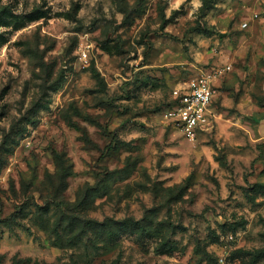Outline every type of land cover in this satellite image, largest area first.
I'll return each mask as SVG.
<instances>
[{
    "label": "rangeland",
    "instance_id": "374dc122",
    "mask_svg": "<svg viewBox=\"0 0 264 264\" xmlns=\"http://www.w3.org/2000/svg\"><path fill=\"white\" fill-rule=\"evenodd\" d=\"M201 5L0 0V264H264V0Z\"/></svg>",
    "mask_w": 264,
    "mask_h": 264
},
{
    "label": "built area",
    "instance_id": "2783aa9c",
    "mask_svg": "<svg viewBox=\"0 0 264 264\" xmlns=\"http://www.w3.org/2000/svg\"><path fill=\"white\" fill-rule=\"evenodd\" d=\"M215 70L193 78L184 89L174 90V98L165 113L167 121L182 136L195 140L211 123L218 78Z\"/></svg>",
    "mask_w": 264,
    "mask_h": 264
},
{
    "label": "trees",
    "instance_id": "16d2710c",
    "mask_svg": "<svg viewBox=\"0 0 264 264\" xmlns=\"http://www.w3.org/2000/svg\"><path fill=\"white\" fill-rule=\"evenodd\" d=\"M218 1L219 0H202V5L199 8V13H198L199 19H198V24L195 29L206 36H213L214 29L207 26V24L205 22H202V20L206 17L207 13L214 8V6L216 5ZM16 145H18V143H17V140L15 139L11 142V145L9 144L8 146L9 148L5 150H0V170L3 168L5 164L3 154L4 153L11 154V152L13 151V147ZM115 174L116 172L115 173L113 172L110 174V176H113Z\"/></svg>",
    "mask_w": 264,
    "mask_h": 264
},
{
    "label": "crops",
    "instance_id": "0c3cea01",
    "mask_svg": "<svg viewBox=\"0 0 264 264\" xmlns=\"http://www.w3.org/2000/svg\"><path fill=\"white\" fill-rule=\"evenodd\" d=\"M212 111V110H211Z\"/></svg>",
    "mask_w": 264,
    "mask_h": 264
}]
</instances>
